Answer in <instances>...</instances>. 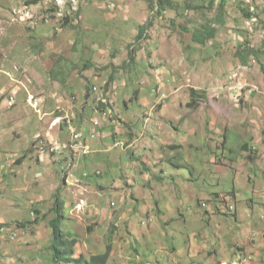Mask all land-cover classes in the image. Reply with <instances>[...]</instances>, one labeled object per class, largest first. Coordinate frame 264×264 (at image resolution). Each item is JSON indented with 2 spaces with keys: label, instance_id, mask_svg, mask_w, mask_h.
Masks as SVG:
<instances>
[{
  "label": "rangeland",
  "instance_id": "374dc122",
  "mask_svg": "<svg viewBox=\"0 0 264 264\" xmlns=\"http://www.w3.org/2000/svg\"><path fill=\"white\" fill-rule=\"evenodd\" d=\"M151 1L0 0V264H57L50 222L56 215L55 194L67 199L69 186L76 189L75 201L62 229L77 239V257L104 253L111 243L108 264H214V253L218 264L237 252L235 257L241 252L253 256L244 259L247 264H264V56H251L244 68L236 55L247 42L254 49L264 47V0L223 7L219 0H169L163 14L157 12V0ZM247 8L252 17L245 15ZM214 30L215 36L199 41V34ZM90 83L106 84L105 92L113 95L109 122L121 130L135 117L145 122V132L127 138L131 144L119 139L120 152L138 151L137 159L124 162L134 191L124 181L127 207L124 200L117 206L111 202L116 211L106 208V216L101 211L110 198L101 190L91 192L81 180L77 187V179L69 177L75 165L61 170L60 162H41L37 156L45 145L41 152H52L48 134L38 132L45 133L55 115L65 116L59 115L64 130L70 123L92 122ZM192 90L204 94L195 106L189 105ZM36 100L44 104L40 110L44 106L55 113L43 116L33 106ZM169 122L177 131L171 140L182 142V148H160L148 138L147 124L163 133ZM36 132L39 148L33 143ZM70 139L60 144L73 153L70 157L92 150L72 152ZM23 154L25 163H17ZM60 170L66 180L61 181ZM12 174L17 178L11 180ZM233 189L240 190L236 200L227 193ZM214 192L235 203L243 220L223 213ZM245 194L249 201L243 200ZM204 201L208 207H200ZM167 203L170 209L156 212ZM186 217H195L194 239ZM173 218L165 234L167 219L172 223ZM190 240L198 249L193 261L185 255L167 260L169 249L187 253ZM222 241L236 247L226 249Z\"/></svg>",
  "mask_w": 264,
  "mask_h": 264
},
{
  "label": "crops",
  "instance_id": "0c3cea01",
  "mask_svg": "<svg viewBox=\"0 0 264 264\" xmlns=\"http://www.w3.org/2000/svg\"><path fill=\"white\" fill-rule=\"evenodd\" d=\"M42 105H44V104H42ZM43 111L46 113V116L47 115H53V113H55V111L54 112H48L47 110L44 109V106H43ZM72 114H73V112H72ZM62 116H64V115H62ZM66 116H68V115H66ZM73 118H75V116ZM76 118H78V114H77ZM137 118L138 117H135V119L131 123L127 124L126 128L122 129V130L119 129L120 125L116 124V122H114L112 120L110 122H109V120H105L103 122V126H101L98 129L100 131V133H102L104 136L101 135V136H96L94 138H92V136H91L93 131H91L92 125H91L90 121L88 122L89 124L85 125L82 123L79 126H76V125H73L70 123L68 129H66V130L62 129V124H60V125L54 127V128L57 127V129L59 131L57 133H53L52 130L54 128H52V129L50 128L51 120H53V119H51L48 123L49 125L48 126L46 125V127H44V128H46L45 133L38 132V133L42 134L43 136H47V134H48V136L46 137L47 141L54 140V141H56L62 145L67 144L69 142L73 128H76L77 130H82L84 132V134L87 138V141L89 142V144L92 147V151L89 154L84 155V156H76V159L73 162L75 165V171H76V175H77L78 179L81 180V182L84 185H86L87 189L89 187L92 190L91 192L99 193V194H100L99 190H101L106 195L107 200H108V198H110L109 202H107L108 206L105 207L104 209H102V211H101L102 216H106V214H107V212H105L106 208H108V210H110L111 213H114L116 211L115 206L119 205L120 202L122 203V200H124V203L126 202V204H124L125 207H127V205H128L127 199L124 196V190L121 188H122V183L124 181L126 182L127 187H129L128 185L129 184L131 185V183H128V180L131 181L133 179H131V178L127 179V175L125 174L127 160H126V163H124V162H125V159L128 157L135 159L136 158L135 154L138 153V151L136 150V152L134 153V150L136 149V148H134V149H130L131 151L129 150V153L123 152V151H125V149H123L120 152L118 150V147L116 146V142L119 141L121 143V141L119 139H124V138L126 139V141H127V138L136 139V137H137L136 135L138 133L143 132V131L145 132V122L142 119H139V121H136ZM169 124H170V128H168V126H166V129L164 130L163 133L160 130V127H156L155 125L151 126V125L147 124L146 131L148 130V132H149L148 138L150 139L151 143H153V144L158 142V144L160 145V148H172V149L182 148L181 147V145L183 144L182 142L177 143V142H173V141H175L174 139L171 140L173 137H175L177 131L174 129V127L172 126V124L170 122H169ZM17 127L18 126H15L14 128H17ZM127 129H128V132L126 131ZM111 131H113V132H111ZM125 131L127 132V134L122 135L123 133H126ZM38 133L36 132L33 136L34 142H35V136ZM110 133H111L110 136L113 135L112 137L109 136ZM120 133H121V135H118ZM56 134H58V135H56ZM108 136H109V138H108ZM125 143H128V141ZM129 144H131V143L129 142L127 145H129ZM35 147L39 148V145L35 144ZM8 150L9 149L7 148L4 150V152L8 151ZM51 154H53V155H51ZM22 156H25V155L23 154ZM37 156H39V158L41 159V162H44V161H48V162L58 161V162H60V164H62L61 170L64 169L69 164V162L71 161L70 154H69V151L67 149H63L59 153L58 152H50V151H48L46 153H42L41 150L39 149V151L37 152ZM25 158H26V156H25ZM23 162L24 161L19 162V160H18L17 163L21 164ZM173 165H174V167H177V168L180 167L178 164H173ZM61 170L58 173V176L60 177L61 181H63L62 179L65 180V177L63 174L61 176V174H60ZM95 171H100L102 173L99 175H94L93 173ZM13 172H15V171H13ZM50 172H51V170H50ZM87 172L89 173V175L84 176V174ZM18 173H20V171H18ZM11 177H12L11 180L17 178V174H12ZM135 179H136V177H135ZM155 179L159 180L161 178L159 176L155 175ZM118 180H119V182L117 183ZM135 181L137 182V180H135ZM114 183H116V184H114ZM35 184H37V183H35ZM83 184L79 183V185H77V187L79 186L81 188V186ZM112 185L115 188L111 190L110 187H112ZM68 188L70 190V193L68 194L67 199L63 200L64 206H65L67 212L70 209L69 205L71 203H72V205L74 204L75 190H76L75 189L74 191H72L73 188L70 186ZM87 189L83 190V192L85 194H86ZM80 191H81V189H80ZM130 191L133 192L134 188H130ZM239 191L240 190L233 189L232 191H227V193L232 194L234 196V199L236 200V197H237ZM85 194H81V195L84 196ZM219 194H221V192H214V196L219 195ZM247 194H245V196L243 197V200H245V201L246 200L249 201V197ZM253 197L251 198L252 201H254ZM116 198H117V200H115ZM118 198H119V200H118ZM116 201H117V203H116ZM111 202H115L116 205L114 207L110 206ZM1 203H4V202L0 201V207L3 208ZM88 204H89V199H88ZM188 206H191V204ZM249 206H251V205H249ZM157 207H158L157 211H156L157 213L158 212L159 213H165V210L171 208V203H167V205L157 206ZM253 207H254V205H253ZM189 210H191V209H189ZM247 212L249 215L250 211L247 210ZM178 213H183V211L181 210ZM128 214L129 213H125L121 216L122 217V220H121L122 225H124V223L122 221L124 219L128 218ZM241 214H242L241 210H240V214H239V209L237 207V212L235 214L236 220H239V219H240V221L243 220L240 218ZM188 218L189 217H186V219H184V220L186 223H189L192 226L191 231H193V232L191 234H192V237L194 239L195 235L197 234V231L193 228L196 225V220H195V217L190 218V219H188ZM174 223H175V218H173L172 223H168V219H167L166 224L169 226H165V234L167 232L166 229L174 226ZM189 234H190V232H189ZM191 234H190V238H192ZM222 244H225L224 241H222ZM196 245L197 244L195 243L194 240H190L187 253H183L182 250L181 251L178 250L177 254H172V253H170L171 251L169 249L168 255H167V256H169V258L167 257V260H170V258L173 255H176V256L185 255L186 257H189V258L192 257L190 259V261H193L195 259L194 253L198 254V249L196 248L197 247ZM234 245L235 244H232V245L231 244H228V245L225 244L222 247H226V249H233L236 247ZM232 246H234V247H232ZM214 248H215V246H214ZM217 250H218L217 248L214 249V251H216V252H217ZM223 250H224V248L221 249V253L223 252ZM233 255L234 254H229V256H225V257L228 258V257H231ZM213 256H214V264H217L218 253L217 254L214 253ZM222 259H224V258H222ZM201 262L203 264H205L203 261H201Z\"/></svg>",
  "mask_w": 264,
  "mask_h": 264
},
{
  "label": "trees",
  "instance_id": "16d2710c",
  "mask_svg": "<svg viewBox=\"0 0 264 264\" xmlns=\"http://www.w3.org/2000/svg\"><path fill=\"white\" fill-rule=\"evenodd\" d=\"M152 2L151 0H149ZM215 1V0H214ZM211 0V2H214ZM243 2V1H242ZM169 0H157L158 4V10L157 12L160 14L164 13V10L166 9V5H168ZM221 7H223L226 2L221 1ZM245 3V2H243ZM244 13L247 17H252V12L249 8L244 9ZM216 35V32H212L211 34H199V41L205 42L207 40V36L212 37V35ZM198 39V38H197ZM132 50L130 52V62L135 60V54ZM262 53L264 56V47L261 50L254 49L250 47V44L244 43L241 44L238 51L236 52V55L238 58H240L241 63L244 65L245 68L248 64L250 57L254 56L257 59H259V54ZM93 83H90V85L87 84V96L92 94V86ZM93 95V94H92ZM198 97H204V94L202 92L192 90V100L189 102L190 106H195L198 102ZM95 99V98H94ZM34 146L36 142H33ZM245 149L248 150L247 146H245ZM25 156H22L19 159V162L24 161ZM55 217L51 220L50 226L52 229V239L50 244V250L52 252V257L57 264H108L110 259V254L112 250V244L110 243L108 246V250L104 253H98V254H92L90 258H85V256L82 254L79 257L75 256V246L77 239L76 238H69V236H66L64 234L62 229L63 224V218L65 215L66 210L64 209V201L61 199L59 195V191L55 194ZM64 213V214H63ZM114 225H119V223H115ZM117 226H114L112 231L114 232ZM113 234H111V240H112Z\"/></svg>",
  "mask_w": 264,
  "mask_h": 264
},
{
  "label": "built area",
  "instance_id": "2783aa9c",
  "mask_svg": "<svg viewBox=\"0 0 264 264\" xmlns=\"http://www.w3.org/2000/svg\"><path fill=\"white\" fill-rule=\"evenodd\" d=\"M220 2L221 1H225V2H231V3H235L237 2L238 0H219ZM105 85L106 84H103L101 87L99 86V84H95L91 87H94V102H93V111H94V114H95V117L94 119L92 120V138H94V136H104L102 133H100V131L98 130L100 128V121H105V120H109L113 114H114V111H115V102L113 101L112 97L113 95H111V93H107L105 92ZM14 96L16 97V91L15 93H13ZM40 112L42 113L43 116L46 115L45 112H43L42 110H40ZM57 118V121L58 123H61L62 122V118H59V115L56 116ZM86 136L84 134V132L82 130H80V139H74V143H77L81 140H86ZM42 143L39 144V146L41 145ZM121 143L119 142H116V146L120 145ZM91 151H87L86 153H80L78 154V156H84V155H87L89 154ZM71 158V161L69 162L68 165H74V162L76 157H70ZM66 168V167H65ZM97 174H100L101 172L100 171H96ZM89 173H85L84 176H88ZM74 176H77L76 175V171H75V174ZM66 180V178H65ZM113 204V202H112ZM203 206H207V204L204 202L202 204ZM225 264H245V260L241 261L240 259H236L232 262H225Z\"/></svg>",
  "mask_w": 264,
  "mask_h": 264
},
{
  "label": "bare ground",
  "instance_id": "6f19581e",
  "mask_svg": "<svg viewBox=\"0 0 264 264\" xmlns=\"http://www.w3.org/2000/svg\"><path fill=\"white\" fill-rule=\"evenodd\" d=\"M18 68V67H17ZM13 98V97H12ZM162 102V101H161ZM41 104H42V100H36V101H34L33 102V106L34 107H36L37 109H39L38 111H40V106H41ZM59 118H61L60 116H59ZM103 122L104 121H100V127L101 126H103ZM60 123H58V121H57V118H55V120H53L52 122H51V126H50V128H54L55 126H58ZM94 137H96V136H94ZM74 139H80V130H75V129H73L72 130V137H71V139H70V146H71V149H72V152H81V151H87V150H89L90 148H91V145L89 144V142H87V139L86 140H81V141H79V142H77V143H74ZM39 140V139H38ZM119 142V141H118ZM49 143H51V150H52V152H60L63 148H62V146L58 143V142H56V141H52V140H50V142ZM120 143V142H119ZM47 146L45 145L44 147H42L41 148V151H43L45 148H46ZM254 149H257V147L256 146H254ZM68 150V149H67ZM69 151V153L70 154H73V153H71L70 152V150H68ZM92 151V150H91ZM261 153L263 154V156H264V148L261 150ZM74 155H78V154H74ZM75 169V168H74ZM69 172V171H68ZM68 176V175H67ZM66 176V177H67ZM69 177L72 179V180H74V179H77V180H75L76 182H77V185H79V179H78V177L77 176H74V173H73V171L71 170L70 172H69ZM71 179H69L68 178V180L67 181H69V180H71ZM85 186V185H84ZM86 187V186H85ZM82 203H83V201H81V204H79V207L80 206H82ZM81 209V208H80ZM247 261V260H246ZM245 261V262H246ZM225 262H229V261H224V262H222V264H225Z\"/></svg>",
  "mask_w": 264,
  "mask_h": 264
},
{
  "label": "clouds",
  "instance_id": "9594fccd",
  "mask_svg": "<svg viewBox=\"0 0 264 264\" xmlns=\"http://www.w3.org/2000/svg\"><path fill=\"white\" fill-rule=\"evenodd\" d=\"M235 73H237V72H235ZM234 73V74H235ZM233 74V75H234ZM95 100V99H94ZM94 112V111H93ZM58 115H60V114H58ZM58 115H56V116H58ZM62 115V114H61ZM95 115V114H94ZM46 116V115H45ZM55 116V117H56ZM54 117V118H55ZM95 117V116H94ZM94 119V118H93ZM52 122V121H51ZM92 123V122H91ZM62 124V123H61ZM36 142V141H35ZM37 144V143H36ZM253 148V147H252ZM263 149V148H262ZM102 173V172H101ZM100 173V174H101ZM94 175H99V174H97L96 172L95 173H93ZM230 193H228V195H229ZM217 196H219V197H221V194H219V195H216L215 196V201L216 200H218L219 202H220V206L219 207H222V209H223V213H225V214H229V215H235L236 214V212H237V208H236V204L234 203V204H228L227 203V199H228V197L227 196H224V199H219V198H217ZM223 196V195H222ZM205 202V201H204ZM204 202H202V203H200V207H202L203 205V203ZM206 204L208 203V202H205ZM209 204V203H208ZM208 204H207V206L206 207H208ZM202 205V206H201ZM231 206H233V209H231ZM203 207H205V206H203ZM218 209V208H217ZM238 254V252L237 253H234V255L233 256H231V257H228V258H224V259H220L219 260V262H218V264H221L222 262H224V261H229V262H232V261H234V260H236V259H240L241 261H243L244 259H246V260H250V259H252L253 258V256L252 255H247V254H243L242 252L238 255V256H236L235 257V255H237ZM248 257H250V258H248ZM245 264H247L246 262H245Z\"/></svg>",
  "mask_w": 264,
  "mask_h": 264
}]
</instances>
